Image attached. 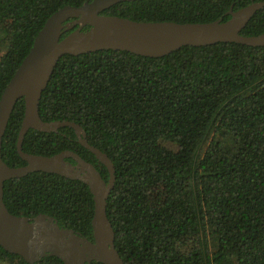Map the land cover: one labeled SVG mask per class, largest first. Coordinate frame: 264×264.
I'll return each mask as SVG.
<instances>
[{
	"label": "trees",
	"instance_id": "1",
	"mask_svg": "<svg viewBox=\"0 0 264 264\" xmlns=\"http://www.w3.org/2000/svg\"><path fill=\"white\" fill-rule=\"evenodd\" d=\"M87 0H0V99L46 21ZM264 0H139L102 14L143 23H210ZM85 28L84 31L88 30ZM65 34L63 37L67 36ZM264 34V9L241 32ZM43 121H70L114 164L107 215L125 264H264V47L187 46L162 58L103 50L63 56L39 104ZM20 99L1 150L23 167ZM28 154L72 151L109 173L73 129L30 130ZM15 216L47 215L94 241L88 186L31 173L4 185ZM0 264H29L0 245ZM35 264H64L47 256ZM92 264H101L93 262Z\"/></svg>",
	"mask_w": 264,
	"mask_h": 264
},
{
	"label": "water",
	"instance_id": "2",
	"mask_svg": "<svg viewBox=\"0 0 264 264\" xmlns=\"http://www.w3.org/2000/svg\"><path fill=\"white\" fill-rule=\"evenodd\" d=\"M135 1L139 0H87L80 7L61 8L46 21L28 56L1 96L0 245L8 253L22 257L29 264H35L47 256L56 257L64 264H125L116 248L115 232L107 215L108 199L116 184L113 162L107 154L88 143L86 133L79 124L70 121L45 122L39 113L42 95L63 56L114 50L162 58L187 46L238 43L249 47H264V34L250 37L241 35L253 16L264 9V2L252 3L236 12L231 8L226 14L231 17L229 20L220 19L210 23H143L102 14L119 3ZM87 27L89 29L84 31ZM20 99L25 101V114L18 136L17 152L27 165L11 168L3 161L1 150L9 120ZM64 128L73 129L78 143L106 167L109 173L107 183L93 164L72 151H64L52 157L23 151V142L30 130L58 133ZM38 172L56 174L88 186L95 203L93 242L73 230L61 228L50 216L27 218L12 215L8 211L4 203L5 183Z\"/></svg>",
	"mask_w": 264,
	"mask_h": 264
},
{
	"label": "flooded vegetation",
	"instance_id": "3",
	"mask_svg": "<svg viewBox=\"0 0 264 264\" xmlns=\"http://www.w3.org/2000/svg\"><path fill=\"white\" fill-rule=\"evenodd\" d=\"M68 162L72 163V164H75V162H73L72 160H68Z\"/></svg>",
	"mask_w": 264,
	"mask_h": 264
}]
</instances>
